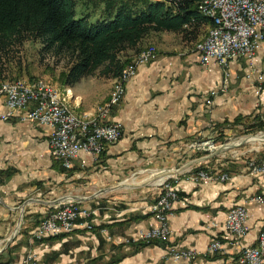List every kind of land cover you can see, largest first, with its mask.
<instances>
[{"label":"crops","instance_id":"crops-1","mask_svg":"<svg viewBox=\"0 0 264 264\" xmlns=\"http://www.w3.org/2000/svg\"><path fill=\"white\" fill-rule=\"evenodd\" d=\"M88 1L98 4L100 0ZM84 3L86 6L87 1ZM210 25L199 24L193 41H183L173 32L146 41L144 46L154 41L158 54L150 63L138 66L126 83L121 103L110 114V120L120 123L122 136L97 160L80 152L72 168L65 170L50 154L47 126L20 119V110L8 120H0V240L11 234L19 206L29 198L49 201L82 183L84 190L99 189L113 186L125 176L170 170L186 156L193 141L216 131L251 130L258 122L264 123V41L252 61L231 60L226 71L216 64L205 68L195 51ZM224 79L227 88L223 91ZM112 82L86 76L65 87L76 98L72 101L78 113H93L108 96ZM258 86L263 87L259 94ZM213 90L217 94L210 96ZM4 110L0 98V111ZM230 173L231 179L224 183L186 177L175 181L178 198L168 217L170 234L164 241L146 245L139 242L140 232L158 224L148 209L150 197L141 193L135 199L126 196H136L130 192H144V187L117 189L85 201V207L93 210L88 219H79L72 232L42 240L30 234L49 205L29 203L21 229L0 252V264H232L243 246L257 243L264 227V202L252 200L264 197V174H252L242 164ZM236 205L247 210L248 230L239 241L223 226L226 211ZM83 221L92 228H84ZM212 240H218L222 248L207 253ZM170 248L192 249L197 256L175 261ZM29 253L33 258L26 262Z\"/></svg>","mask_w":264,"mask_h":264},{"label":"built area","instance_id":"built-area-1","mask_svg":"<svg viewBox=\"0 0 264 264\" xmlns=\"http://www.w3.org/2000/svg\"><path fill=\"white\" fill-rule=\"evenodd\" d=\"M199 7L218 14V25L212 31L210 40L204 45H199V50L195 51L199 54L200 64L205 68L216 64L226 71L231 60L244 58L252 61L264 41V0H203ZM156 56L157 53L148 50L136 63L129 65V79L136 74L138 66L150 63ZM129 79H121L115 100L112 103L101 102L97 114L82 113L84 121H73L71 116H66L65 106H60L56 94L57 85L41 83L36 79L3 80L0 81V98H3L5 110L0 111V120H8L14 116L15 111L20 110L23 113L20 119L47 126L50 129L48 144L52 158L64 169H71L80 152L89 153L97 160L108 145L121 138V125L110 120V114L121 103ZM226 88L227 80L224 79L220 89L224 91ZM262 88L258 86L256 93L259 94ZM216 94V90L210 92V96ZM207 103L210 104L211 99ZM206 143L208 142L193 141L190 147H199ZM249 169L252 174H264V159L250 161ZM176 174L162 181L158 196L148 205L149 212L158 224L140 232L141 243L148 244L168 238V217L173 215V203L178 198L174 182L180 177L190 178L195 182L222 183L232 177L227 172L208 174L203 170H194L191 174L180 175L179 178ZM252 200L263 203L264 197L256 196ZM92 214L93 210L81 207L78 202L68 201L53 205L33 230L31 238L57 237L72 232L79 219H88ZM246 220V207L236 205L226 211L223 226L239 241L248 230ZM82 224L86 229L92 228L88 221H83ZM221 248L222 244L218 240H212L207 253H215ZM169 254L175 261L192 260L197 256L196 251L192 249L170 248ZM32 258L33 255L29 253L25 261L29 262ZM232 264H264V227L258 232L257 243L253 246H243Z\"/></svg>","mask_w":264,"mask_h":264},{"label":"trees","instance_id":"trees-1","mask_svg":"<svg viewBox=\"0 0 264 264\" xmlns=\"http://www.w3.org/2000/svg\"><path fill=\"white\" fill-rule=\"evenodd\" d=\"M100 2L104 13L91 22L88 13L76 17V0H0V80L21 75L15 56L25 42L40 43L41 51L62 62L60 83L73 86L86 76L120 77L152 36L173 32L193 41L199 24L210 22L198 10L201 0ZM262 129V122L251 127Z\"/></svg>","mask_w":264,"mask_h":264},{"label":"rangeland","instance_id":"rangeland-1","mask_svg":"<svg viewBox=\"0 0 264 264\" xmlns=\"http://www.w3.org/2000/svg\"><path fill=\"white\" fill-rule=\"evenodd\" d=\"M86 1H87L86 6H88L87 10H86V6H83V4H85L84 2H86ZM96 2H97V0H96ZM99 3H98L99 5H98L97 3H94V2L88 1V0H77V5L75 7L76 17H79L81 13H88L90 15V21L94 22L96 19H98L101 16V14L104 13L103 6L101 5L102 2L99 1ZM199 6L200 5H198V10L201 14H203L201 12ZM203 15L208 17V18L210 17L206 14H203ZM210 22L212 25V21H210ZM211 25H210V27H211ZM148 50H152L153 53L158 54L157 48H156L153 40L149 41V44H147L145 46V48L142 49V51L140 52V54L137 57H140L141 54H144ZM15 58L20 61V67H21V75L18 78L36 79V80L40 81L41 83L55 84V85H57L56 89H59L60 91H62L63 95H65L66 92L69 91L70 96H68V97H70V98L67 99V102H68V104H70V107H71L72 111L74 112V115H78V117L84 116V114H80V113L78 114V112L75 110V108H74L75 105L73 104V101L76 98L72 97L70 89L67 88L68 86L65 87L66 85H61V83H60L59 73H60V71H62L64 69L63 63L60 61H56L54 58H52V56L50 54L41 51L40 43L31 42V41L25 42L24 45L20 48L18 54H16ZM136 58L132 57V60H130V62L125 66V68L129 64L133 63V61ZM11 77H15V76L12 75ZM8 79H12V78H6L5 80H8ZM13 79H17V78H13ZM0 81H3V80H0ZM100 86H101V88H103V83H101ZM113 87H114V79H113L112 86H111V89H110L108 96L103 100L104 103H106L108 101V99L110 98V96L112 95ZM107 89L109 90V87ZM99 104L94 107V111H92L93 113H90V114H97V112H99ZM257 137H264V129H262V130H248L245 127L244 128L241 127V128H234V129L226 131V132L216 131L215 135L206 136V137H203L201 139L196 140V141H199L202 143L208 142V143H206V145H200L199 147H190V144H189L188 152H187L186 156L183 157L179 161V163H177L178 165L171 167L170 170H173V169L176 170L179 167L185 165L186 166L185 169L182 172L177 173L175 175L178 178L180 177V175L185 176L187 174H191V172H193L199 166L203 167L204 169H202V170L205 172H208V174H214V173H218V172H227V173L231 174L230 173L231 169L235 168L236 166H239L240 164L245 166L246 171H249L250 170L249 169L250 161H252V160L260 161V160L264 159V138L260 139V142H248L247 141L249 139L252 140V139H255ZM241 140L245 141L246 143L226 148V149L220 151L218 154H216L212 157H209V158H206L203 160H199V158L208 155L211 151L214 152L221 145H224V144L233 145V144L240 142ZM65 170H70V169H65ZM166 171H168V170L154 171L152 173L147 171L143 174L125 176V177H122V179L119 182L125 181L128 183H131V182H138V181H141L144 179L149 180L151 185H146V186H144V188L140 187V188H143V190H141V191H144V192H139L137 190H134L133 192H130V193H136V196H134L133 194H132L133 195L132 197L130 195H126V196L128 198L135 199L136 197H140L141 194L142 195H149V197H150L149 202L150 203L148 205H150L158 196L159 191H160L159 187H160V184L162 183V181H164L166 179H170L168 177H170L171 175L163 176L164 178L161 181V183H159V184H152V181H153L152 178L155 179L156 178L155 176L157 173H162V172H166ZM83 184L84 183H82L80 185H76L73 190L68 191L67 193H62L58 197L74 196V195L75 196L76 195L77 196H91L101 189L111 187V186H105V187H101L99 189L89 187V188H87V190H84ZM121 189H136V188H121ZM87 193H88V195H86ZM111 193H112L111 191L100 193V194H97L96 197L103 196V195H109ZM148 193H150V194H148ZM58 197H55L51 200H54ZM51 200H49V201H51ZM69 201H72V200H69ZM65 202H68V200H65L59 204H63ZM73 202H78L81 207H85V204H84L85 201H73ZM56 205H58V204H56ZM50 207L51 206H49V208ZM85 208L88 209V207H85ZM89 209H91V208H89ZM46 213H44L42 215L44 216ZM23 216H24V212H23ZM43 216L40 217V219L37 223L35 221L36 226L34 227V229L39 225ZM18 217H19V212H18V216L16 218V222L14 224L13 229L15 228ZM22 221H23V217H22L20 224L18 226V231H19V229H21ZM33 230L31 231V234H32ZM87 230H90V229H87ZM18 231H17V233H18ZM31 234H30V237H31ZM12 241L10 242V244L12 243ZM10 244L3 251H5L10 246ZM4 246H5V239L0 240V249H2Z\"/></svg>","mask_w":264,"mask_h":264},{"label":"water","instance_id":"water-1","mask_svg":"<svg viewBox=\"0 0 264 264\" xmlns=\"http://www.w3.org/2000/svg\"><path fill=\"white\" fill-rule=\"evenodd\" d=\"M243 143H246L245 141L241 140L240 142L236 143V144H233V145H228V144H224V145H221L218 147V149H216L214 152L211 151L208 155L204 156V157H201L199 158V160H203V159H206V158H209V157H212L216 154H218L220 151L226 149V148H229V147H232V146H237V145H241ZM207 150V149H206ZM185 165L179 167L178 169H173L175 171H173V175L178 173V172H181L185 169ZM146 185H151V183L147 180H141V181H138V182H131V183H128V182H119L117 183L116 185L114 186H111V187H108V188H105V189H101L99 190L98 192H96L95 194L91 195V196H61V197H58L54 200H51V201H42V200H36L34 198H29L27 200H25L24 202H22V204L19 206V217H18V220H17V223L15 225V228L13 229V231L11 232V234L5 239V246L0 249V252H2L9 244L10 242L13 240V238L16 236V233L18 231V226L20 224V221L23 217V212H24V208L27 204L29 203H32V202H41V203H45L49 206H52V205H56V204H59V203H62L63 201L65 200H72V201H87L89 199H91L92 197H95L97 194H100V193H104V192H109V191H113V190H117V189H121V188H140V187H144Z\"/></svg>","mask_w":264,"mask_h":264},{"label":"bare ground","instance_id":"bare-ground-1","mask_svg":"<svg viewBox=\"0 0 264 264\" xmlns=\"http://www.w3.org/2000/svg\"><path fill=\"white\" fill-rule=\"evenodd\" d=\"M202 2H203V0H201L200 6H201ZM200 10H201V12L203 14H206V15L210 16L209 17L211 19L210 21H212V25H211L208 33H207V36L205 37L203 43L201 44V45H204V44H206V42L208 40H210V37L212 35V31L217 28V25H218V14L217 13H213V12H209L208 10L203 9V7H200ZM198 50H199V48H198ZM142 56H143V54H141L140 57H142ZM140 57H138V59H140ZM138 59H135L133 61V63H131L129 65H132V64L136 63ZM129 65L123 70V72H122V74H121L120 77L115 78V80H114V87H113V93H112V95L110 96V98L108 99V101L106 103H112V101L115 100V97L117 95V88L119 86V83L121 82V79H129V68H128ZM56 94L58 96V100H59L60 106H65L66 116H71L73 118V121H84V116L78 117V115H74V112L72 111L70 105L68 104L67 99L70 98V97H68V96H70L69 95L70 94L69 91L66 92L65 95H63L62 94V91L56 89ZM262 138H264V137H257L255 139H252V140L249 139L247 141L248 142H260V139H262ZM173 171L174 170H168L166 172L157 173L156 176H155L156 178L155 179L152 178L153 181L151 180L152 181V184H159V183H161V181L164 178L163 176H165V175H167V176L168 175H172L174 173ZM147 181H149V180H147Z\"/></svg>","mask_w":264,"mask_h":264}]
</instances>
